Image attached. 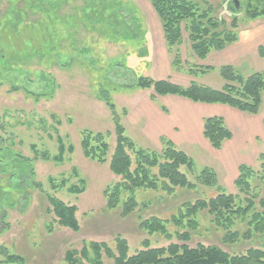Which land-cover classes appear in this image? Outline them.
Instances as JSON below:
<instances>
[{
    "label": "rangeland",
    "instance_id": "rangeland-1",
    "mask_svg": "<svg viewBox=\"0 0 264 264\" xmlns=\"http://www.w3.org/2000/svg\"><path fill=\"white\" fill-rule=\"evenodd\" d=\"M47 1L54 3L55 8H48L47 3L30 8L27 0H0V184L9 186L14 203L7 208V228L0 232V264H68L65 260L68 251L75 252L76 264H93L96 257L91 244L104 243L115 252L118 236L127 241L130 255L143 248V240H148L151 247L180 243L172 225L168 224L171 238L167 239L159 234H147L139 228V222L151 215L168 219L184 201L215 196V187L196 183V176L203 167L216 173L219 185L227 193L238 195L242 200L244 193L239 192L233 181L238 165L250 166L254 170L249 181L251 192L257 194L258 199L264 198V163L258 159L264 152L263 96L256 115L209 107L212 112L223 115L221 117L235 135L233 141H225L226 147L220 150L213 149L205 138L181 141L178 127L174 128L171 139L166 137L193 160V171L183 167L181 171L197 184L196 189L177 193L174 198L159 190L136 189L138 206L131 215L122 217L119 209H105L104 190L119 177L109 169V158L115 146L114 123L109 107L98 94L100 88L108 90L125 134L136 148L159 151L158 140L141 134L145 126L140 117L145 111L144 104L158 100L167 108V113L178 112L184 104H197L174 95L159 97L152 89L124 85L132 84L135 77L143 75L170 79L183 86L196 82L219 89L223 84L219 76L222 65L234 66L243 76L264 69V55L259 51V47L264 49V16L251 20L246 15L249 6L262 8L264 0H236L237 8L233 0H208L215 8V15L226 22L236 15L237 40L200 60L192 55L183 32L177 46L181 60L187 65L212 67L204 73L197 71L195 75L171 67L172 54L166 49L160 20L149 0H118L130 8L143 31L148 55L138 60L133 45L107 38L100 25L89 26L83 21L82 9L87 0ZM12 10L20 12V20H23L15 31L9 28V20H17ZM38 21L41 25H51L49 35L54 44L47 52L38 51L35 43L40 38ZM28 37H32V43ZM121 59L125 64L117 65ZM203 105L206 106L196 107L202 113L208 108ZM123 109L126 115L121 114ZM81 131L105 135L106 162L98 163L83 155ZM59 139L65 147L61 161L52 159L58 154ZM69 145L73 147L71 152L67 150ZM44 155H48V159H44ZM15 158L28 160L30 167L22 171L13 168ZM72 185L83 188L82 192H70ZM47 195L76 206L78 231L56 224L49 211ZM258 199H255L257 209L264 210ZM198 219L197 232L200 234L191 236L187 242L190 246L202 242L235 253L264 244V235L236 243L224 242L222 231L210 227L204 214H199ZM84 245L86 258L80 255ZM6 255H15L17 259L12 262ZM100 259L102 264H113L103 249Z\"/></svg>",
    "mask_w": 264,
    "mask_h": 264
},
{
    "label": "trees",
    "instance_id": "trees-1",
    "mask_svg": "<svg viewBox=\"0 0 264 264\" xmlns=\"http://www.w3.org/2000/svg\"><path fill=\"white\" fill-rule=\"evenodd\" d=\"M45 1L27 0V6L37 8L47 3L48 8H55L54 3ZM260 1L262 0H257ZM149 2L160 20L166 49L172 54L171 67L177 71L182 70L195 75L197 71L204 73L206 69H212L210 66L196 64H188V66L181 60L177 46L182 41L183 32L186 34L192 55L200 60L206 59L211 51L222 50L237 40L236 15L229 23L226 22L215 15V8L208 0H149ZM12 11L17 20H9L11 23L9 28L15 31L23 20H20V12ZM82 15L87 25H100L106 31L107 38L133 45L136 48L137 60L147 57L148 50L144 46L143 31L137 18L130 8L123 6L120 1L87 0ZM246 15L251 20L263 17L264 6L259 9L249 6ZM36 24H39L40 38L35 43L38 51L43 52L54 44L53 40H50L52 36L49 35L51 25H41V21ZM33 36L35 37V34ZM28 38L27 40L32 43V37ZM259 49L261 55H264V49L262 47ZM123 64H125L124 59L117 63V65ZM219 76L223 81L219 89L196 82L183 86L170 79H153L143 75H138L132 84L124 86L152 89L157 96L174 95L193 103L223 104L250 115L259 113L264 96V69L243 76L234 66L225 64L219 67ZM98 94L109 107L114 123L115 146L109 158V169L119 177L118 181L104 190L105 209H119L122 217L131 215L138 206L134 193L136 189L159 190L167 197L174 198L177 193L194 190L197 184H202L215 187L217 194L213 197L201 196L193 201L180 203L176 212L168 219L151 215L139 222V228L147 234H159L167 239L171 238L168 224L172 225L175 228L174 236L180 243L172 242L167 246L151 247L148 240H143V248L130 255L127 241L122 237H116L115 252L104 243L93 242L91 245L96 257L93 264H102L101 249L110 256L113 264H264V244L260 247H250L242 252L229 253L214 244L197 242L194 246H190L187 243L192 235L200 234L197 232L200 228L199 214L207 217L210 227L222 231L221 239L224 242L236 243L242 239L263 237L264 210L257 209L255 202V199H258L257 194L251 192L249 182L254 170L246 164L238 165L233 184L239 192L244 193L242 200L238 195L227 193L224 187L219 185L216 173L209 167L201 169L196 176L197 184H195L181 171L182 167L189 172L193 171L194 162L191 157L176 148L172 141L164 136L159 138L161 146L159 151L136 148L133 140L125 134L120 114L116 112L108 90L100 88ZM162 110L165 111V108L162 107ZM121 114L126 115L127 111L123 109ZM262 123L264 125V118ZM202 136L213 149L219 150L224 141L232 138V132L223 117L213 115L202 119ZM58 142V154L52 159L61 161L65 147L60 139ZM80 145L85 157L98 163L106 162L108 144L103 133L81 131ZM67 150L71 152L73 147L69 145ZM43 158L48 159V155H44ZM258 159L262 164L264 163V152L258 155ZM15 160L17 161L12 162L13 168L19 171L30 167L26 159L15 158ZM29 175H32V172ZM8 189L9 186L0 184V232L7 228L5 221L7 208L14 205ZM69 190L72 193H80L83 188L72 185ZM47 199L50 205L49 211L54 216L56 224L72 231L80 229L75 215L76 206L66 204L52 195H47ZM258 201L261 207H264V198ZM74 253V251L66 252L65 260L68 264H76ZM80 255L83 258L87 257L85 245L81 248ZM6 256L12 262L17 259L15 255Z\"/></svg>",
    "mask_w": 264,
    "mask_h": 264
},
{
    "label": "crops",
    "instance_id": "crops-1",
    "mask_svg": "<svg viewBox=\"0 0 264 264\" xmlns=\"http://www.w3.org/2000/svg\"><path fill=\"white\" fill-rule=\"evenodd\" d=\"M159 97H164V96H159ZM196 104H197L196 106H193L194 104L192 105L190 104L189 106H186L184 104V106H182L181 108L179 107L180 109L178 110V112H173L172 110V112L170 113H167L166 111L167 108L163 104L159 103L158 100H155L154 102L150 101L148 104H144L143 108H145V111L140 113L141 115L140 117L143 118L145 126L142 127L141 134H143L146 138L153 137L155 140H158V141L161 136H165L171 139L173 136V133L175 132L174 128L178 127L181 130L180 131L181 141L185 138L187 140L189 139L190 141L197 139V138L202 139L204 138L201 134L202 118L204 116L207 117V116H213V115L223 116L219 112H212L213 111L212 108H209V107H218L219 109L233 110L239 113L241 112V111H238L236 109H233L223 104H205L206 106L203 105V107H208V108H206V112L202 113V111H200V109L196 107L204 103H196ZM214 105H217V106H214ZM162 107L165 108V111L162 110ZM199 117L201 119H199ZM193 127H195V130H193ZM230 127L232 126L230 125ZM232 128L236 130L235 127H232ZM234 137L235 135H233L232 133V138L226 141H231V140L233 141ZM225 145L226 144L223 143L222 147ZM229 150H231V148ZM229 150H227V152H230ZM226 159H229L230 161H232L230 157H226Z\"/></svg>",
    "mask_w": 264,
    "mask_h": 264
},
{
    "label": "water",
    "instance_id": "water-1",
    "mask_svg": "<svg viewBox=\"0 0 264 264\" xmlns=\"http://www.w3.org/2000/svg\"><path fill=\"white\" fill-rule=\"evenodd\" d=\"M233 2L235 3L236 8H237V7H238V6H237V5H238V4H237V1H236V0H233Z\"/></svg>",
    "mask_w": 264,
    "mask_h": 264
}]
</instances>
